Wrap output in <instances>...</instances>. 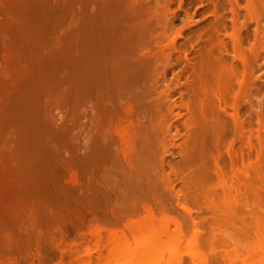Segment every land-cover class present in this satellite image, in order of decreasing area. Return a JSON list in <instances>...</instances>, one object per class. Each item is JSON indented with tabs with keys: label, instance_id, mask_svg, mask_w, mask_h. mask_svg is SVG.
<instances>
[{
	"label": "bare ground",
	"instance_id": "1",
	"mask_svg": "<svg viewBox=\"0 0 264 264\" xmlns=\"http://www.w3.org/2000/svg\"><path fill=\"white\" fill-rule=\"evenodd\" d=\"M147 1L0 0V261L11 264L35 250L43 256L29 263L46 264L57 250L58 264H74L79 257L77 264H185L184 251L154 250L160 226L167 227L169 214L175 211L168 206L171 175H182L197 166L196 172L185 176L184 189L174 193L176 205L186 212L191 208L178 198L182 195L189 200L198 194L207 183L210 165L219 174L218 186L228 207L240 204V194L239 201L259 195L254 185L264 173V99L255 97L257 106L253 107V80L246 71L257 60V42L246 49L234 48L232 59L243 68L240 78L233 77L237 76L232 65L217 61L212 33L207 35L209 45L197 48L193 62L186 60L183 67L173 70L177 60L171 56L179 51L175 41L195 22L183 19L168 37L165 30H157L167 28L159 9L163 2L153 0L149 5ZM259 1L248 0L243 6L253 11ZM256 10L254 16L259 13ZM236 29L238 39L240 26ZM225 34L234 40L235 34ZM168 69L172 71L166 78ZM209 86L215 90L209 92ZM176 90L179 103L172 97ZM245 102L250 103L257 127L255 133L248 129L243 145L252 153L254 137L258 149L253 150L254 162L237 169L245 177L236 175L244 185L239 194L225 183L220 154L211 159L208 152L230 133L233 138L226 153L236 160L232 145L243 136L245 120L239 107ZM229 107L231 112L226 110ZM180 116L185 132L177 126L172 131V123ZM182 135L178 145L182 159L175 166L167 164L166 170L163 156L169 141ZM220 201L207 206L214 215L221 211L220 220H226L223 224L238 227L227 220L232 212L225 214L228 210ZM262 208L258 211H264ZM191 223L185 255L190 264H210L215 243L202 241L205 229L201 222ZM146 224L151 232L140 236ZM184 228L186 223L174 222L176 243ZM225 233V239L232 237ZM86 234L93 244L87 243L84 249ZM259 240L255 244L259 256L253 259L264 264V243ZM207 243L209 251L203 247ZM104 247L105 255L101 253ZM251 252L228 256L227 261L251 264Z\"/></svg>",
	"mask_w": 264,
	"mask_h": 264
},
{
	"label": "rangeland",
	"instance_id": "2",
	"mask_svg": "<svg viewBox=\"0 0 264 264\" xmlns=\"http://www.w3.org/2000/svg\"><path fill=\"white\" fill-rule=\"evenodd\" d=\"M152 1L153 0H149L147 2L149 3V5H152ZM159 1L166 4V5H164L163 3L161 4V2H160V4L162 6H160L159 9L161 12H163L162 13L163 19L164 20L166 19L165 22H166L167 28L159 27L162 29L158 28L157 30H160V31L165 30L166 33L168 32V37H170L174 33V30L176 31L177 29H179V27L183 23V19L189 20L191 22H193V21L195 22V23H192L193 25H190V26L184 28L181 31L182 36L177 38L175 41V46L179 49V51L173 52V54L171 56L172 59L177 60L176 65L173 66V70H178V68L183 67V65H185V63H186V60L189 62H193L194 61L193 59L195 57V53L198 50L197 48H200V49L202 48V50H203L205 47H207L209 45L207 35L212 33L214 36V40L212 39L213 40L212 42L215 45V48H217V50L215 51V54H216V56H219L217 58L220 59V60L218 59L217 61L218 62H221V60H222V62L224 61L223 63H225L226 66L232 65L231 67H233V70H235L234 72H236V76H237V77H235V76H233V77L235 79L240 78L242 75L243 68H242L240 61H238L236 59H234V60L232 59L233 58L232 54H234V48L236 49L237 47L240 46L239 48L246 49V48L250 47L252 43L257 42L258 46H256V48H255L257 51V57H256L257 60H255V64L252 65V67H250L246 70L248 73H250V76L252 77V80H253V86H252L253 88H250V93L253 96L251 103H252L253 107H256L257 106V99L255 97H259V98L264 99V46H263L264 45V0H260L258 2L259 4H257L260 6L255 7V10H256V8H258L257 10L259 11V13L257 12L258 14L256 16H254V13H253V11L255 12L254 8H253V11H251L252 8H251V10L248 9L249 11H246L244 6L248 0H201V1L200 0H180V1L179 0H170V1L166 0V2L164 0H159ZM200 3H201V5H200ZM167 9H169V10H167ZM250 11H251L250 14L251 15L253 14V16L248 15ZM246 13H248V14H246ZM0 15H1V13H0ZM235 21H236V23H235ZM169 24L170 25L172 24V26H170ZM210 26H212L214 28L213 29L214 32H212L213 30L210 31ZM239 26H240V29L238 30ZM241 27H243V28H241ZM235 29L240 32V33H238V36H239V37H237L238 39H236L237 34H235ZM238 31H236V32H238ZM226 32L227 33H233L232 35L235 34V37H234V40L236 41L235 44H234V40H232L231 37L229 38V36H227L225 34ZM197 35H199L200 38ZM166 38H167V36L164 38L165 40H163L164 43L167 42ZM163 42H161V43L163 44ZM216 44H217V46H219V48L223 47V48H221L223 51L219 50V48L216 46ZM232 44L234 46L236 45V47H233ZM191 45H192V47H190ZM257 48L259 50H257ZM224 49H227L226 53H225ZM227 52H228V54H227ZM179 66H181V67H179ZM171 71H172V69H168L166 71V73H165L166 78L170 77ZM182 80L183 79L181 78V81ZM207 89L209 90V92H212L215 90V88H213L211 86H209ZM210 89L211 90L214 89V90L211 91ZM180 90H181V95L185 99L186 88L183 87ZM172 95H173L172 97H175L176 103H179L180 94H179L178 90L173 92ZM229 99H232V98H229ZM229 102H231V101H229ZM262 107H263L262 112H264V104ZM226 110H227V112L232 111L230 107L226 108ZM176 111H178L179 113L184 112L183 109H176ZM239 115L245 121H244V125H243V136H242L241 140L233 143V145H232L233 150H235V152H236V160L232 159L233 160L232 161L231 158L226 153L227 143L229 141H231L230 139L233 138L232 134L227 133V131H226L227 134L224 137H222L217 148L213 149L212 153L208 152V154H209L208 156L210 157V154H211L212 155L211 159H212V157L215 156L217 153L220 154V156H218V155H216V156H218V162H219L220 166L222 167L223 177L225 179L226 185L229 187L232 185L233 187H235L239 190L238 193L239 192L241 193V191L244 189V185L242 183H240L241 181L239 182V179H242L245 177H243L241 174H238L237 169H241L242 166L249 163V161L254 162L253 160L255 158V156H254L255 154L253 152H255V151H253V150H254V147H255V149H258V143H257V141H255V139L253 137V140H252L253 141V149L251 151L252 153H250L251 155L248 154V150H247L246 146L243 145V141L245 140V135L247 134L248 129L251 128V132L253 131L252 133H255L254 132L255 130H253V128L257 127V124L254 121L255 116L252 112V109H251L249 102H247V103L245 102V103H242L240 105ZM185 117H186V115L184 114V118ZM184 118H182V116H180L177 120H175L172 123L171 130L173 131V126H177L179 128L180 132H185V128H184V124H183ZM224 118L227 119L228 116L224 115ZM183 139H184V136L182 135L181 137L177 138L174 141H171V140L169 141L170 144L167 147L168 153H166L163 156V163L166 165L165 166L166 170H168L167 164L170 166H173V165L175 166V163H179L180 159H182L181 158L182 156L179 153L178 145L183 141ZM250 164H252V163H250ZM196 167L197 166H195V165L192 166V168H189V170L187 169L184 172H182V175L178 174L175 177L172 175L170 176V178L172 179V184H171L170 192L168 194V206L170 205L169 207H171V208L173 207L172 209H174L175 211L170 212L169 223H168L167 227H164V225L160 224L161 226L159 229H160L161 233L159 234V236L156 239L154 250L156 252L161 251L164 253H166L167 250H169V249L170 250H177L180 252L184 251L182 263L190 264L188 256L185 255V251L187 252V250H189L190 244L188 246V243H189L188 241L191 238L190 236L192 234V227H191L192 223H191V221L195 220L196 222H201L203 224V227L205 229L204 230L205 234H206V236L208 235L207 237H205V234L203 232L204 237L202 235V241L204 242L203 238H205V242H208L209 244H210V242L215 243L214 244L215 246L213 245V247H214L213 250L215 251V257H213V259H211L209 261L210 264H212V263L213 264H230V263L231 264H241L238 259H234L231 262L229 261L230 262L229 263L227 261L228 256L234 257L235 254H237V253L238 254L239 253L245 254L249 251L250 252L252 251L251 253H254L252 256V261L250 263L251 264H257L258 263L259 264V262H256L253 259V257L257 258V256H259L257 251H256V249H257L256 247L258 246L257 241L260 239L264 243V239H263L264 238V211L260 210L261 213H258V212H260L258 210L260 208L263 209L262 207H264V173H262L259 176L257 182L254 185L255 186L254 189L255 188L257 189L256 191H258L259 195H256L255 197H250V198L248 197V199L243 200L245 202V203H243L242 200L239 201V199H241L240 198L241 194L239 193L240 196L238 197L239 199H238L237 204L240 203L239 204L240 208L237 210L239 205H235V204L231 203L233 205H230L231 207L230 206L228 207L225 204L226 201L224 199V194H222L223 190L221 189V187H219L220 186L219 185V174L215 171V168L213 167V165H210L208 167V170H210L209 171L210 175L206 179L207 183L204 182V184L206 183L208 186H204V184L201 185L199 190H197L198 194L196 193L194 196H192V198H190L191 200L190 199L184 200L182 195L178 198V202H180V203L183 202L188 207L191 208L190 212H186V211L180 209L178 207V205H176L174 193L176 190H180V188L184 189V187L186 186V184H185L186 180L185 179L188 177L187 174H189L191 171H192V173L196 172ZM214 171H215V173H214ZM236 175H239L240 178L238 179V177H236ZM185 176H187V177H185ZM211 199H213V200H211ZM221 199L224 201V203H223V201L222 202L220 201ZM216 201H220V205L221 206L223 205L224 207L223 206L222 207L226 208L225 210H228L225 214L232 212V215L231 214L226 215L227 218H229V219H227V218L226 219L228 221L230 220V223L233 221L235 223V224L234 223L233 224L235 226L236 225L238 226V227H236L237 229L235 227L232 228L233 227L232 224L230 225V223H228V222H227V224H229L232 227L226 226V224H223V223H226V220L224 221L225 218H222L225 215H223L221 217L222 219L220 220L219 216L221 215V213H220L221 211L218 210L219 212H217V215H214L216 212L211 211L212 209L210 210L209 207L211 204L209 202L215 203ZM216 203L219 204V202H216ZM218 204H217V206H218ZM245 205H246V208H245ZM247 205H249L250 207ZM241 206H242V208H241ZM247 207H248V210H247ZM255 207L258 209H255ZM220 208L221 207H219V209ZM232 208L236 211V213ZM250 208H252V209H250ZM225 210L222 209V212ZM253 210H254V212H253ZM249 211H251V214H253L252 216H251ZM213 212H214V214H213ZM254 213L257 214L258 216L257 215L255 216ZM216 216H218V217H216ZM253 216L255 219L253 218ZM233 218L235 221L233 220ZM214 219H216V223H214L215 222ZM217 220H218V222H217ZM174 222H181L183 224L186 223V228H184L183 235L181 237V240L178 243H176L173 240ZM215 224H217V225H215ZM206 225H208V226H206ZM224 226H226V228H223ZM211 227H212V229H211ZM228 227H229V229H228ZM209 231H210V233H209ZM226 231L229 233V235H232V237H234L236 235L235 236L236 238L233 239L232 237H230V239H228V237H227L225 239L226 236L224 237L223 234L226 235V233H225ZM150 232H151V227L149 224H146V226L144 225V227H142L139 234H141L140 236L145 237V236H148L150 234ZM167 232L169 233V235H167L168 234ZM259 232H261V233H259ZM73 233L74 232L71 230L69 235L72 236ZM221 233H222V235H221ZM212 234H214V235H212ZM211 235H212V237H211ZM128 237L130 239L129 235H128ZM91 238L92 237H90L88 234H86L85 237H83V240L85 242L82 243V247L84 245V247H83L84 249L87 247V246L85 247V245L87 243H88L87 245L90 244V247H91V244H93V242H92L93 239H91ZM103 238H102V241L100 240L101 243L104 242ZM211 238L213 239L212 241H211ZM214 239L217 242H215ZM233 240H240V242H244V240H246L248 242H246L247 244L245 243V245H244V243L239 244L238 243L239 241L236 243ZM208 243H207V245L209 246ZM203 245H204L203 247H205L204 250L209 251L211 246L208 247L206 244H203ZM234 245H235V247L233 248ZM247 245H248V247H247ZM82 247L80 249H82ZM236 247H238L239 249L237 248L238 250L237 249L235 250ZM207 248H209V249H207ZM215 248H217V250ZM249 248H250V250H249ZM84 249L80 250L78 253L81 254L82 251H84ZM106 252H107V248L104 247L101 250V253L103 255H105ZM37 253H38V251L32 250L31 253L25 259L24 258L19 259L16 257L11 264H30L29 263L30 260L32 261V263H35L39 256L40 257L43 256V254H39V253L37 254ZM67 255H68V252L65 251L63 253V257L66 256V257H64L65 260L68 258ZM57 256H59V253L57 250L56 251L54 250V255L53 254L49 255V257H48L49 259H48V262L46 264H54V263L58 264L57 263V261H58ZM92 256L95 257L96 253L94 252L92 254ZM81 259H82V257H79L78 258L79 261L75 262L74 264L79 263L81 261ZM101 263L103 264V261ZM101 263H98V264H101ZM0 264H8V261L5 259H1Z\"/></svg>",
	"mask_w": 264,
	"mask_h": 264
}]
</instances>
